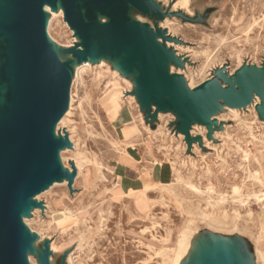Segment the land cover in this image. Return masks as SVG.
<instances>
[{"label":"rangeland","instance_id":"374dc122","mask_svg":"<svg viewBox=\"0 0 264 264\" xmlns=\"http://www.w3.org/2000/svg\"><path fill=\"white\" fill-rule=\"evenodd\" d=\"M179 1L156 0L163 17L130 7L127 21L160 27L177 39L159 38L181 57L183 65L173 62L168 69L184 77L186 88L216 76L222 80L221 71L232 76L244 65L264 63V0ZM53 20L50 40L73 67V108L61 129L78 145L69 167L62 162L70 168L80 158L82 170L71 171V185L63 179L37 194L24 214L39 241L33 259L41 261L53 245L56 264H168L188 231L195 247L182 264H208L227 253L239 264H262L264 116L254 104L240 108L237 117L217 101L212 127L197 122L187 138L177 110L143 106L140 73L124 64V54L104 53L108 67L98 57L78 74L86 61L68 56H74L78 35L64 15ZM216 241L223 243L196 259Z\"/></svg>","mask_w":264,"mask_h":264},{"label":"water","instance_id":"95a60500","mask_svg":"<svg viewBox=\"0 0 264 264\" xmlns=\"http://www.w3.org/2000/svg\"><path fill=\"white\" fill-rule=\"evenodd\" d=\"M58 2L80 38L70 51L74 57L86 61L104 53L124 54V64L140 73L137 94L143 106L148 111L152 105L177 110L187 138L193 122L212 127L219 100L240 109L257 96L256 110L264 116V63L244 65L232 76L221 71L222 80L216 76L192 89L182 75L170 73L169 60L178 65L183 61L159 38L177 39L160 27L127 21L130 7L163 17L156 0H0V264H29L36 235L24 224V214L37 194L63 179L71 185L76 175V168L65 169L59 158L60 150L72 145L69 136L55 134L69 109L73 71L47 33L45 6L56 10ZM99 13L110 21H100ZM50 254L46 246L42 264H50ZM208 264L239 263L227 253Z\"/></svg>","mask_w":264,"mask_h":264},{"label":"bare ground","instance_id":"6f19581e","mask_svg":"<svg viewBox=\"0 0 264 264\" xmlns=\"http://www.w3.org/2000/svg\"><path fill=\"white\" fill-rule=\"evenodd\" d=\"M182 5H187L189 2H190V0H180L179 1ZM47 7H49V8H47ZM47 8V9H46ZM54 9L51 7V6H49V5H46L45 6V11H46V13L48 14V18H47V33H48V27H49V30H50V28L52 27V21H54L53 19L54 18H61L63 15H64V9H63V7H62V5H61V3L60 2H58V5H57V9L56 10H54ZM63 11V12H62ZM129 13V12H128ZM49 14H52V16H50ZM99 15V19L100 20H102V21H104L105 20V18H107L108 17V15H106V14H101V13H99L98 14ZM109 18V17H108ZM264 19V18H263ZM65 20V19H64ZM48 22H49V25H48ZM66 22V21H65ZM58 24V23H57ZM61 25V24H60ZM66 25V24H65ZM69 25V24H68ZM228 34V33H227ZM48 37H49V35H48ZM77 37V39L78 40H75L74 38H73V41H80V38L78 37V36H76ZM227 38V37H226ZM49 39H51L50 37H49ZM59 40V39H58ZM159 41H161L160 39H159ZM54 44V49L56 50V52L59 54V56L61 57V59L63 60V48L62 47H60L59 45H57V44H55V43H53ZM68 56H70L71 58H72V60L74 61V63H77V59L72 55V54H68ZM214 56V55H213ZM201 58V57H200ZM210 59H211V57H210ZM100 65L101 66H107L108 67V65H107V61L105 60V57L104 56H100ZM241 60V58L240 57H238V62ZM91 61H92V59L91 58H88L87 60H86V62H85V64L84 65H82V66H77V71H78V74H79V71L81 70V69H85V67H89V65H90V63H91ZM206 61V60H205ZM208 62H210V60L208 61ZM73 63V64H74ZM205 63H207V61L205 62ZM211 63V62H210ZM173 62L171 61V60H169L168 62H167V66H173ZM214 64V63H213ZM75 66V65H74ZM203 66H204V64H203ZM76 67V66H75ZM204 68H205V66H204ZM210 68V67H209ZM90 70V69H89ZM83 71V70H82ZM206 71V70H205ZM102 72V71H101ZM118 72V71H117ZM82 73V72H81ZM200 74V73H199ZM116 76V75H115ZM192 79V78H191ZM204 81V80H203ZM191 82H192V80H191ZM190 85V84H189ZM194 85V84H193ZM106 89V88H105ZM85 91V90H84ZM119 93V92H118ZM121 94V93H120ZM118 95V94H117ZM139 99H140V96H139ZM258 99V101H256ZM259 97H254V101L252 102V104L251 105H253L254 104V107H255V109H256V104H258L259 103ZM72 102H73V98L71 99V105H70V109L71 108H73L72 106H73V104H72ZM122 105V104H121ZM124 105V104H123ZM226 106V105H225ZM227 107V106H226ZM86 108V107H85ZM70 109L68 110V112H66V114L62 117V119L57 123V125H56V127H55V134L58 136H63V137H65L66 136V130H64V129H61L62 127H64L66 124H67V119H69L68 118V116H70L69 114H70ZM229 109H231V111L234 113V115H239V109L238 108H230L229 107ZM72 113V112H71ZM80 114V113H79ZM235 117V116H234ZM238 117V116H237ZM86 118V117H85ZM134 118V117H133ZM240 118V117H239ZM162 119V118H161ZM257 122V121H256ZM102 125V124H101ZM197 125V122H193L192 123V129L195 127ZM103 127V126H102ZM91 129V128H90ZM141 129V128H140ZM68 130H69V128H68ZM142 130V129H141ZM192 131V130H191ZM202 133V132H201ZM252 134V133H251ZM138 136V135H137ZM142 137V136H141ZM69 139H70V141H71V146H69V147H65V148H63V149H61L60 150V152H59V158H60V162H61V164H62V166L65 168V169H68V170H70V171H72L73 170V168L75 167L78 171H79V173L81 172V170H82V163H81V159L80 158H76L74 161H71L70 162V168H67V167H65V165L66 166H68L67 164H66V162L68 163L69 161H68V156L69 155H74L75 153H76V150H77V147H78V145H77V143H76V141L74 140V138H73V136H72V134L71 135H69ZM145 139H148V137L147 138H145ZM136 140V139H135ZM137 140H138V138H137ZM118 141H119V139H118ZM130 143V142H129ZM147 143V142H146ZM126 144V143H125ZM133 145H134V143H132ZM208 144V143H207ZM83 146V145H82ZM118 149V148H117ZM181 151V150H180ZM80 153V152H79ZM82 153V152H81ZM77 154V153H76ZM83 154V153H82ZM81 155V154H80ZM248 153L247 152H245V158L247 159L248 158ZM82 157L84 156V155H81ZM61 158H62V160H61ZM84 158H86V157H84ZM84 158H83V160H84ZM64 162V164H63V162ZM168 161V160H167ZM72 162L73 163H75V166L72 164ZM172 166V165H171ZM69 167V166H68ZM153 172V171H152ZM179 175V174H178ZM163 176H164V174H163ZM258 177V176H257ZM119 181V180H118ZM184 182V181H183ZM63 184H66L67 183V181L66 180H64L63 182H62ZM56 185H59V183L58 182H54L52 185H50L49 187H55ZM213 188H211V190H212ZM241 190H242V188H241ZM198 191V190H197ZM212 192V191H211ZM236 193H238L237 191H235ZM247 193V192H246ZM239 195V194H238ZM242 195V194H241ZM248 195V194H247ZM257 198H260L261 197V195H258V194H254ZM248 197V196H247ZM39 198V197H38ZM249 198V197H248ZM212 203V202H211ZM245 203H247V202H245ZM206 207V206H205ZM52 212V211H51ZM28 224H30V223H28ZM44 225V224H43ZM27 227H28V225H27ZM28 229L30 230V228L28 227ZM31 231V230H30ZM194 237L195 236H191L190 235V232H188V231H186V232H184V234L180 237V239L178 240V248H177V251H176V253H175V255H174V257L170 260V261H168L169 263L168 264H182L183 263V261H184V259L186 260V258H187V256L188 255H190V254H192L193 253V251H194V247H195V240H194ZM38 242L39 241H35L34 243H33V246H34V249H35V253L37 252V250H38V248H39V246H38ZM223 242L222 241H216L215 243H209V244H207L206 246H204L199 252H198V254H197V257H196V259L197 258H201L203 255H205V254H207V253H210V251L212 252L214 249H216V248H218L219 247V245L220 244H222ZM226 243H224L223 245L226 247L227 245H225ZM52 247V248H51ZM50 249H51V251H52V249L54 250V247H53V245L52 246H50ZM260 253V257H261V260H262V264H264V256H263V254H262V252L260 251L259 252ZM33 254L32 253H28V262H29V264H42L41 263V261H35L34 259H33ZM57 263V259H55L54 258V256H50V264H56Z\"/></svg>","mask_w":264,"mask_h":264},{"label":"crops","instance_id":"0c3cea01","mask_svg":"<svg viewBox=\"0 0 264 264\" xmlns=\"http://www.w3.org/2000/svg\"><path fill=\"white\" fill-rule=\"evenodd\" d=\"M260 101V100H259Z\"/></svg>","mask_w":264,"mask_h":264}]
</instances>
